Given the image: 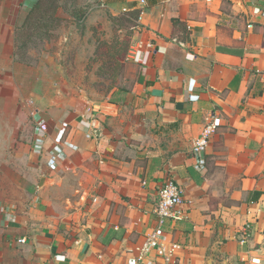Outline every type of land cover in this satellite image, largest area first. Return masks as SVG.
<instances>
[{"label":"crops","instance_id":"1","mask_svg":"<svg viewBox=\"0 0 264 264\" xmlns=\"http://www.w3.org/2000/svg\"><path fill=\"white\" fill-rule=\"evenodd\" d=\"M101 1L111 17L143 7L131 39L150 42L152 53L146 65L132 63L133 91L118 99H89L39 70L35 85L46 90L30 95L42 100L33 110L67 122L80 144L52 170L50 141L38 149L31 132L19 136L28 111L20 88L10 90L34 85L13 53L35 0H0V264H125L155 230L179 246L170 264L264 262V0ZM210 121L217 129L196 157ZM167 178L183 191L185 216L158 225Z\"/></svg>","mask_w":264,"mask_h":264},{"label":"rangeland","instance_id":"2","mask_svg":"<svg viewBox=\"0 0 264 264\" xmlns=\"http://www.w3.org/2000/svg\"><path fill=\"white\" fill-rule=\"evenodd\" d=\"M63 1L64 5L58 11L59 15L65 19L61 28L54 32V37L50 40L43 41L37 47L27 50V65L16 62V64L22 65L27 72L32 69L34 77V85L31 88H25L18 81L16 83L18 88L16 90L10 89L11 92L17 93L20 88V93L18 92L19 94L17 95L18 103H22V108L26 107L24 110L28 111L25 125L20 128L19 136L29 134V132L33 134L35 129L31 121V114L35 111L33 110L34 101L37 100L36 103L40 104L42 100L37 97L32 98L30 95L46 90L42 83V87L35 85V79L40 76L43 78V74L39 71L40 69L47 71V76L52 85L57 84L60 81L59 79H64L66 82L76 85L77 88L73 85L74 90L79 89L89 99L96 101H102L105 98L118 99L125 97L128 93H132L137 80V69L132 63L127 61V66L119 72L115 84L108 91L110 82L96 77L95 70L98 66L95 63L91 65L89 60L95 56L97 41L109 42L113 38L114 31L119 27V24L109 15L106 8L101 6L103 4L101 0ZM127 14H130L129 9L127 13H123L121 8H119L118 17H116L127 20L130 18ZM133 23L132 18L129 19V22H123L124 30L130 31ZM124 30L118 32V34L122 35ZM57 53L58 56H56ZM56 63L64 67L63 73L53 71L52 68ZM48 68L51 70L48 71ZM16 76L19 80V76L17 74ZM6 79H8V75L3 73L2 81ZM8 88H3L7 95L10 93ZM24 93L27 97L22 96ZM5 106L3 103V107Z\"/></svg>","mask_w":264,"mask_h":264},{"label":"built area","instance_id":"3","mask_svg":"<svg viewBox=\"0 0 264 264\" xmlns=\"http://www.w3.org/2000/svg\"><path fill=\"white\" fill-rule=\"evenodd\" d=\"M140 4L144 6L145 0H140ZM123 12H126L124 9ZM143 7L140 8L136 19V27L141 23ZM152 44L143 42L139 39H131L127 60L133 64L146 65L147 60L152 53ZM31 121L34 125L33 139L39 149L46 141H50L51 147L47 151L46 164L50 169H55L61 158L64 157L66 151L80 150V144L75 142L74 137L69 134V124L67 122H50L42 113L34 111L31 114ZM217 126L214 121L207 122L202 129L199 137L192 146V154L196 157L202 155L208 146L210 136L216 131ZM83 141L94 142V133L82 132ZM200 170L199 165L195 166ZM183 191L179 185L173 180L167 178L158 191L157 201L154 207V215L158 225H162L165 221L179 222L184 219V212L181 209ZM4 210L0 207V213ZM159 230H155L151 235L147 236L143 244L137 249L135 254L129 255L125 264H155L149 259L150 252L163 259L164 264H170V259L174 258L176 251L179 249L177 244L166 245L161 242L158 237ZM22 239L19 243H24ZM155 256V258H157ZM247 264H264L258 257H250Z\"/></svg>","mask_w":264,"mask_h":264},{"label":"trees","instance_id":"4","mask_svg":"<svg viewBox=\"0 0 264 264\" xmlns=\"http://www.w3.org/2000/svg\"><path fill=\"white\" fill-rule=\"evenodd\" d=\"M63 5V0H35L23 24L14 33L13 56L15 63L27 65V50L37 47L43 41H48L54 37V32L64 24L65 19L58 13ZM129 13L127 15L134 21L130 31H125L123 25V22H129L130 18L125 20L117 18L118 16L113 17L114 21L119 24V27L114 31L113 38L109 42L98 40L95 56L89 60L91 65L95 63L98 66L95 70L96 77L110 82L108 91L115 84L119 72L127 66V52L132 31L136 28L135 21L138 12L132 11ZM123 30L122 35L118 34Z\"/></svg>","mask_w":264,"mask_h":264}]
</instances>
